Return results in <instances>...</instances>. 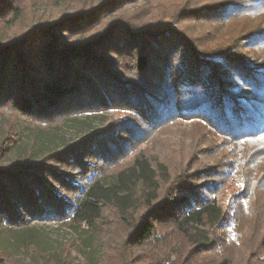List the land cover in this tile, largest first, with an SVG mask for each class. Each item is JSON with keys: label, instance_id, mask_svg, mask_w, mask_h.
<instances>
[{"label": "trees", "instance_id": "obj_1", "mask_svg": "<svg viewBox=\"0 0 264 264\" xmlns=\"http://www.w3.org/2000/svg\"><path fill=\"white\" fill-rule=\"evenodd\" d=\"M12 1L0 0V37L9 38L0 39V264H250L244 250L228 252L238 207L213 195L219 168L181 148L177 166L146 149L124 161L121 148L133 139L114 134L116 119L100 108L134 110L123 101L131 98L143 110L125 129L141 135L140 121L216 101L228 115L235 110L233 130L264 140V21L224 32L234 16L264 13V0H104L28 28L29 6ZM187 20L205 28L198 46ZM251 38L253 58L244 51ZM181 48L188 71L179 80L207 90L203 98L173 95L181 93L170 81ZM70 125L85 129L68 136ZM51 219L65 220L75 237L51 243L36 224ZM259 250L264 256V231Z\"/></svg>", "mask_w": 264, "mask_h": 264}, {"label": "rangeland", "instance_id": "obj_2", "mask_svg": "<svg viewBox=\"0 0 264 264\" xmlns=\"http://www.w3.org/2000/svg\"><path fill=\"white\" fill-rule=\"evenodd\" d=\"M102 1L104 0H63L60 4L53 0H14L12 4L15 6V4L22 3L21 5L27 8L29 6L30 13L34 18H30L28 16L30 15L29 11H25L24 19H27L24 21V28H28L31 23L37 22L38 19L41 21H51L63 13L77 10L79 6L83 5L84 9H89L94 5L100 4ZM163 1L179 4L181 0ZM172 6L168 5L164 9L171 12V9H174ZM130 9L132 10L133 7ZM148 11H150V7L146 8L145 13ZM258 13V11L254 12L251 16L246 18H241L239 16L232 17L225 25L224 32L236 36L244 30L253 28L258 21H264V13ZM183 28L193 36V42L198 46L200 43L195 39V36L204 33L205 28L203 29L198 25H194L190 20H187L185 24H183ZM5 35L6 37L2 36L0 39L5 41L9 39L7 37L8 35ZM254 41L257 40L254 39ZM260 41L257 44H259ZM252 43L253 38L248 39L247 44L244 43L246 46L244 51L248 56H252L253 58L254 53L252 47H249ZM261 45L262 48L259 49V51H262L264 54V43ZM184 55L182 48L177 55H174L176 64L178 62V71H173V76L170 81L174 79L177 82V86H179L178 88H181V93L178 92L177 95H175L172 90L173 95L178 98V95L182 94L185 101L188 102L198 97L203 98L202 95H207V93L204 92L207 90L202 88H195L192 90L186 89L189 87L186 81L183 79L179 80L178 74L180 73L183 77L188 71H181L179 67L183 61ZM120 72L129 75L130 79L144 83L139 75L132 74L129 68H124ZM204 83H208L207 77ZM190 95H192V97H190ZM104 100L110 101L108 98H104ZM134 100L137 102V97L134 98ZM123 101L127 104L130 102L129 104L133 105L135 109L118 110L112 107L100 108L101 114L116 119L113 122L116 124L113 126L112 132L114 134L123 141L127 140L126 138L133 139L132 141L127 140L121 148L124 152L128 151L123 160L128 161L133 158L137 152L146 149L147 153L152 156L174 158L175 166H177L181 156H184L182 153L188 151L195 154L199 160L209 167H214L216 170L219 168L218 172H220V175L217 179L219 183L213 195L218 197V200L226 209H231L233 203H236L238 207L235 221L237 242L228 245V252L234 254L238 250L241 252L244 250V254L252 256L250 264H257V262L263 261L264 256H262L261 250H259V239L264 231V140L256 136H248L246 133L239 134L238 131L233 130L229 124L236 119L235 110L233 109L230 115H228L226 109L219 108L220 110H218V108H216V101L215 108L210 102H204V104L196 107L192 112L176 109L175 113L172 114L161 113L160 117L154 120L157 124H153L154 122L143 123L139 120L142 124L140 128H143V133L140 135L138 128L133 129V132H131L125 129V126L132 124L136 127L137 124H135V122L137 121L136 117H133L134 112H139V110L142 111L143 109L138 108L136 105L137 103H131V98L129 97ZM219 111L220 114L224 116V122L227 125L221 122V118H219V121L218 118H216L214 113H219ZM193 112H198L200 116H197L198 114ZM191 117H197V119L192 120ZM146 124L150 126L145 127ZM66 129L68 136H73L85 128L77 129L70 125L67 126ZM125 130L126 134L124 135ZM135 130H137L138 134L135 133ZM245 130L251 131L249 127ZM245 130L242 129L241 132ZM234 131L239 135H235L233 133ZM109 147L117 149L118 146L111 142ZM180 148L183 150L182 153L180 152ZM255 150H258L257 157ZM116 153H119V150H117ZM36 224H38L37 226L41 229L43 234H45V237L55 245L66 240L70 241L75 237L72 229L67 225L65 220L51 219L39 221L36 222ZM227 230H231V227H227ZM225 235V228H223L221 230V237L223 238ZM71 248L74 249V244L71 245ZM20 259L25 263L29 261L27 258L24 259L23 255ZM240 260L241 257H239L237 264H245L244 259ZM258 264L262 263L260 262Z\"/></svg>", "mask_w": 264, "mask_h": 264}]
</instances>
